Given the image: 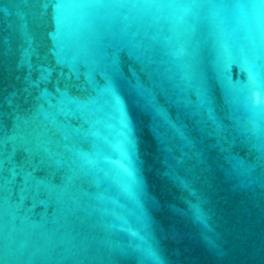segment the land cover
Segmentation results:
<instances>
[{
  "label": "water",
  "instance_id": "95a60500",
  "mask_svg": "<svg viewBox=\"0 0 264 264\" xmlns=\"http://www.w3.org/2000/svg\"><path fill=\"white\" fill-rule=\"evenodd\" d=\"M264 0H0V264H264Z\"/></svg>",
  "mask_w": 264,
  "mask_h": 264
},
{
  "label": "snow or ice",
  "instance_id": "6c2138e0",
  "mask_svg": "<svg viewBox=\"0 0 264 264\" xmlns=\"http://www.w3.org/2000/svg\"><path fill=\"white\" fill-rule=\"evenodd\" d=\"M253 101L256 105H260L262 103H264V97L261 96V94L259 93L258 96H253Z\"/></svg>",
  "mask_w": 264,
  "mask_h": 264
}]
</instances>
